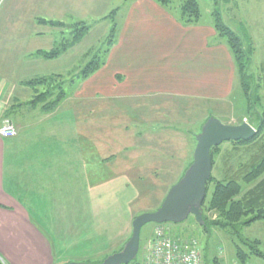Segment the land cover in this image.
Wrapping results in <instances>:
<instances>
[{"label":"crops","instance_id":"obj_1","mask_svg":"<svg viewBox=\"0 0 264 264\" xmlns=\"http://www.w3.org/2000/svg\"><path fill=\"white\" fill-rule=\"evenodd\" d=\"M117 10V34L104 64L76 84L81 102L72 103L74 89L61 104L66 108L46 114L43 105L31 104L36 92L23 90L21 81L19 90L0 92V127L8 112L18 130L15 138L0 137L3 264H89L119 235L114 201H107L110 207L103 212L102 199L116 200L114 180L134 168L127 162L135 151L130 147L118 158L111 145L115 139L101 134V100L126 101L131 110L151 112L160 104L151 97L211 105L227 102L241 89L234 56L215 29L214 12L212 20L201 17L184 25L179 2L166 9L154 0H125ZM12 36L8 58L20 55V33ZM148 122L143 119L141 126L154 123ZM162 125L153 126L164 133ZM138 139L150 147L148 134ZM119 161H125L122 167Z\"/></svg>","mask_w":264,"mask_h":264},{"label":"rangeland","instance_id":"obj_2","mask_svg":"<svg viewBox=\"0 0 264 264\" xmlns=\"http://www.w3.org/2000/svg\"><path fill=\"white\" fill-rule=\"evenodd\" d=\"M123 1L125 0H0V92L5 89L11 90V93L16 91L14 89L19 90V81L25 90L28 87L27 82L45 80V85L40 84L33 88L36 94L53 91L52 97H48L47 101L52 102L60 90L64 89L66 98L56 110L59 107L61 108L59 110L66 108V105L61 107V104L67 101L68 95L73 96L72 92L77 87V82L82 80L80 76L84 68L92 62L105 60L110 53L117 34L116 12ZM175 2L178 3V0ZM198 2L204 21L212 20L213 12L214 14L218 12L225 25L239 37L244 49L251 54L252 60L247 67L250 92L246 93L243 86L239 85L241 89L232 96L233 98L211 105L176 98L151 97V101L160 103L151 112H142L141 108L136 106L135 110H131L134 109L133 105L126 104V101L117 105L112 100H101L100 113L103 125L101 134L110 135L115 139L111 145L117 147V150H112L118 153V158L125 155V150L130 147L134 148L135 155L132 154L133 157L129 159L133 160L127 162L132 163L134 168L127 171V174L118 173L116 175L118 182L117 178L113 179L116 200L112 198L108 200L106 196L102 199L103 212L110 207L107 201H114L112 212L114 224L118 225V233L115 235H119L115 237L116 240L108 252L102 256L94 255L90 258L89 264H99L108 256L121 251L131 237L133 220L140 214L159 209L169 190L181 180L193 162L196 136L200 134L209 118H216L223 124L231 126L246 122L257 132L259 130L261 115L264 114V0H198ZM171 7L173 8L174 4ZM213 19L215 21L214 15ZM80 23L87 27L81 42L65 49L56 59H43L38 55L40 51L52 52L69 44L77 34V25ZM18 24L20 30L16 29ZM13 31L15 36L17 32L20 33L21 48L20 55L16 52L15 57L11 55V59L8 58L7 42L13 39ZM260 70L261 78L256 79ZM75 94L76 99L72 103L81 102L80 93L76 91ZM6 98L8 105L11 102V99L8 101L10 95ZM34 99L35 97L31 98V101ZM6 117L5 120H10L8 112ZM143 119H149L150 124L154 123L149 127L141 126ZM159 121L163 123L161 129L166 128L164 133L153 126ZM145 134L150 138L148 148L147 143L138 139ZM262 136L264 138V133ZM143 139H147V136ZM263 141L264 139L249 145L225 142L216 147L211 175L213 180L225 182L234 173L241 172V168L260 153ZM121 161L120 167L125 163ZM242 184L244 193L253 186L243 182ZM213 189L214 185L210 184L207 205ZM207 216L212 221L217 219L214 212ZM158 228L159 226L155 224L143 227L139 261L144 258L145 251ZM161 228L173 237L194 239L201 249L203 258L204 254L209 252L207 257L209 264L214 257L219 258L217 259L220 264H241L236 247L239 245L249 254L252 251L250 246L254 247V244H250L252 241L261 243L258 248L264 254V221H257L244 228L240 224L236 227L239 234L234 236L214 229L210 234L205 233L203 226L196 222L194 216H190L181 224H166ZM247 264H264V260L251 256Z\"/></svg>","mask_w":264,"mask_h":264},{"label":"trees","instance_id":"obj_3","mask_svg":"<svg viewBox=\"0 0 264 264\" xmlns=\"http://www.w3.org/2000/svg\"><path fill=\"white\" fill-rule=\"evenodd\" d=\"M154 1L166 9H169L173 4H177L175 0H154ZM178 2H179L180 17L182 23L184 25L197 24L202 17L201 6L198 0H178ZM214 17H215L214 24L216 31L218 32L221 38H224L226 40L234 56L238 68L240 85L243 86V89L246 93L248 91L250 92L247 67L250 61L252 60L251 54L244 49L243 44L241 43L239 37L230 28H228L225 25L222 17L218 12L214 14ZM52 25H56V24H52ZM77 29H78L76 30L77 34L75 33L76 35L73 37V40L69 44H66L60 50H55L52 52L40 51L38 52V55L41 56L43 59H50V60L56 59L65 51V49L72 47L73 45L78 44L83 40V37L87 32L86 25L84 23H80L77 25ZM103 64H104V60L100 62L95 61L90 63L88 66L84 68L83 72L81 73L80 76L81 79L82 80L88 79L90 76L96 73ZM40 84L45 85L46 84L45 80H43V82L32 81L26 83V85L31 89L36 88ZM65 94L66 92L64 91V89H61L57 98H55L52 102H47L48 99L52 97L53 91L52 92L46 91L40 94H36L35 99L31 101V104L43 105L42 110L46 114H51L56 110L57 106H59V104L66 98ZM258 129L259 130L257 134L252 140L248 142L240 141L237 144L249 145L264 139L262 136L264 133V114L261 115V121ZM216 149L217 148H213L211 151L212 159ZM259 150L260 153L257 154L255 157H253L248 165L242 167L241 172L234 173L233 176L228 181L216 182L213 180L212 177L208 181L207 195L209 192L210 184L214 185V189L212 191L209 204L207 205V196H206V200L202 207L203 220L205 222L203 228L204 231H206L205 233L210 234L214 229V230H220L222 232L234 236V234L235 235L239 234L238 228H236L238 225L241 224V227L244 228L251 226L253 223L257 221H264V141L262 146H260ZM242 182L247 184L248 186L250 185L253 186L249 191L244 193L245 189L243 187ZM212 212H214V214L217 215V219L214 221L208 219L207 216L209 215V213ZM250 215H252L253 217L249 218ZM233 230H236V232H232ZM189 239L194 240L191 238ZM243 243L245 245H248L246 241H243ZM250 244H254V247L253 245L250 246L252 251L249 254L245 253L239 245H237L236 247L237 257L240 260L241 264H246L251 256H255L264 260V254L258 248V245H260L261 243L258 241H252L250 242ZM140 250H141V243H140ZM208 255L209 252L204 254V258L202 256L203 264H209L208 262L209 259L207 258ZM217 258L218 257L212 258L211 264H220V262H218L219 258L218 259ZM103 261H101L99 264H101ZM138 261H139V257L131 264H136ZM0 264H3L1 260H0ZM83 264H87V263H83Z\"/></svg>","mask_w":264,"mask_h":264},{"label":"water","instance_id":"obj_4","mask_svg":"<svg viewBox=\"0 0 264 264\" xmlns=\"http://www.w3.org/2000/svg\"><path fill=\"white\" fill-rule=\"evenodd\" d=\"M257 134L250 124L238 126L223 124L209 118L196 136L193 162L181 180L167 193L162 205L155 212L143 213L132 222V236L123 249L108 256L101 264H131L140 251L141 231L148 224H181L190 216L204 225L202 207L207 196V183L211 178L213 159L211 151L225 142H248ZM83 264V263H69Z\"/></svg>","mask_w":264,"mask_h":264},{"label":"built area","instance_id":"obj_5","mask_svg":"<svg viewBox=\"0 0 264 264\" xmlns=\"http://www.w3.org/2000/svg\"><path fill=\"white\" fill-rule=\"evenodd\" d=\"M18 131L10 120H4L0 137L15 138ZM158 231L146 249L145 256L136 264H203L201 250L195 240L173 237L158 225Z\"/></svg>","mask_w":264,"mask_h":264}]
</instances>
